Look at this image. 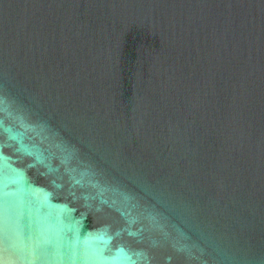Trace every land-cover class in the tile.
<instances>
[{"label":"water","instance_id":"obj_1","mask_svg":"<svg viewBox=\"0 0 264 264\" xmlns=\"http://www.w3.org/2000/svg\"><path fill=\"white\" fill-rule=\"evenodd\" d=\"M0 264H264V0H0Z\"/></svg>","mask_w":264,"mask_h":264}]
</instances>
